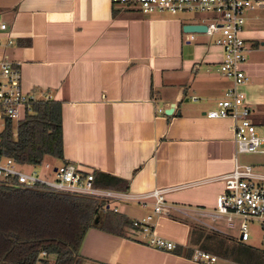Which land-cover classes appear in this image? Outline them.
I'll return each instance as SVG.
<instances>
[{
  "label": "crops",
  "instance_id": "crops-1",
  "mask_svg": "<svg viewBox=\"0 0 264 264\" xmlns=\"http://www.w3.org/2000/svg\"><path fill=\"white\" fill-rule=\"evenodd\" d=\"M0 17L13 40L0 45V54L19 61L22 90L61 103L64 162L125 180L132 193L188 185L166 194L171 213L154 226L174 250L147 245L138 231L122 237L93 226L74 264L255 262L208 252L216 260L201 263L191 259L193 251L185 255L201 249L194 244L196 224L214 227L209 214L223 184L210 179L234 165L231 120L204 115L230 85L218 71L222 50L205 33L188 39L182 28L195 19L148 16L111 0H0ZM243 37L241 90L251 120L264 124V0L247 13ZM115 206L130 220L151 212ZM215 223L222 232L224 223Z\"/></svg>",
  "mask_w": 264,
  "mask_h": 264
},
{
  "label": "built area",
  "instance_id": "built-area-1",
  "mask_svg": "<svg viewBox=\"0 0 264 264\" xmlns=\"http://www.w3.org/2000/svg\"><path fill=\"white\" fill-rule=\"evenodd\" d=\"M112 4L135 9L144 15L188 14L195 21L191 24L204 25L206 35H217L214 44L221 48L222 57L218 71L230 85L215 101L214 107L204 112L205 117L231 120L234 143V165L228 172L210 180L223 184V192L216 197L212 222L224 223L227 229L236 232L231 238L238 243L250 240V228L257 225L264 237V166L242 164L237 155L264 154V124H255L250 118V108L242 92L247 76L242 69L248 46L243 37L246 15L252 11L257 0H111ZM189 33L188 39H193ZM4 37V39L2 38ZM13 40L7 32V25L0 17V45L9 47ZM42 98L33 92L23 91L19 61L0 54V133L8 122L17 123L22 113L31 111L32 103ZM196 97L193 96L192 100ZM16 131H12L14 136ZM86 175L72 163L54 162L43 159L36 165L20 163L6 155L0 136V185L11 188L41 190L52 193L87 196L102 202L100 213L117 212L114 204L131 203L140 209L151 208V212L131 220L134 230L143 241L154 248L172 251L174 242L158 237L154 233L156 221L168 217L172 207L166 194L188 185L156 188L132 193L125 190L101 188L93 184V175ZM212 227V226H211ZM44 255V253H42ZM191 259L201 263H213L214 255L201 249H194Z\"/></svg>",
  "mask_w": 264,
  "mask_h": 264
},
{
  "label": "trees",
  "instance_id": "trees-1",
  "mask_svg": "<svg viewBox=\"0 0 264 264\" xmlns=\"http://www.w3.org/2000/svg\"><path fill=\"white\" fill-rule=\"evenodd\" d=\"M12 122L0 133L7 156L36 165L45 157L64 162L62 153L61 103L40 99L31 111L22 113L12 135ZM89 172H83L86 175ZM93 184L124 190L127 181L107 173L91 171ZM102 202L91 197L11 188L0 185V264H74L88 228H98L131 237V220L112 211L96 223ZM214 233L198 231L194 244L220 257L243 255L264 264V251L231 241ZM193 250L185 251L190 257ZM179 252V250H177ZM44 253V255L42 254Z\"/></svg>",
  "mask_w": 264,
  "mask_h": 264
},
{
  "label": "rangeland",
  "instance_id": "rangeland-1",
  "mask_svg": "<svg viewBox=\"0 0 264 264\" xmlns=\"http://www.w3.org/2000/svg\"><path fill=\"white\" fill-rule=\"evenodd\" d=\"M255 4H257V2ZM256 7H257V5H256ZM169 15L182 16V17L187 18V19H193L188 14H169ZM212 37L215 38V37H217V35H213ZM16 125H17V123H12V130L13 131L16 129ZM240 157H241V162L240 163H242V164H251V165H254V166H263V165H260L259 163H264V154H261V155H259V154H242V155H240ZM44 159L47 160V161H51V162H54V160H55V159L50 158V157H45ZM54 164H58V163L54 162ZM119 204H122V203H119ZM113 205H116V204L111 203V206H113ZM129 206L137 207V205H135L133 203L129 204ZM146 214H148V213H145L144 215H146ZM211 224H213V226L217 227V228H214V227H211V226L206 227V226L201 225L199 223L196 224V226L198 227L199 231H202L204 233L205 232L214 233V234L221 235V236L225 237V239L227 240L226 244L230 245L229 241L233 240L231 238V235H233V237L235 238L236 237V232L233 231V230L227 229L224 225H223V228L221 229L222 232H219L217 230H219V228L221 227V224L220 225H216L215 222H211ZM134 231H136V230H134ZM250 233H251L250 240L247 243L254 245L256 247V249H258V250L264 251V237H263L262 230H260L257 225H253L250 228ZM50 261L48 262V264H51Z\"/></svg>",
  "mask_w": 264,
  "mask_h": 264
},
{
  "label": "water",
  "instance_id": "water-1",
  "mask_svg": "<svg viewBox=\"0 0 264 264\" xmlns=\"http://www.w3.org/2000/svg\"><path fill=\"white\" fill-rule=\"evenodd\" d=\"M182 30L184 32H187V33H202V32H205L206 30V27L204 25H196V24H185L182 28ZM172 108L168 109L165 111L166 114H169L172 112Z\"/></svg>",
  "mask_w": 264,
  "mask_h": 264
}]
</instances>
